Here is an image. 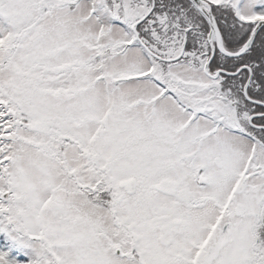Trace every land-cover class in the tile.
<instances>
[{"label":"snow or ice","instance_id":"obj_1","mask_svg":"<svg viewBox=\"0 0 264 264\" xmlns=\"http://www.w3.org/2000/svg\"><path fill=\"white\" fill-rule=\"evenodd\" d=\"M0 264H264V0H0Z\"/></svg>","mask_w":264,"mask_h":264}]
</instances>
